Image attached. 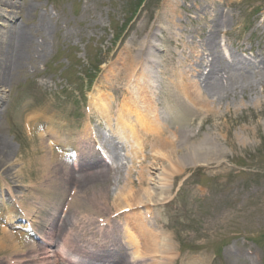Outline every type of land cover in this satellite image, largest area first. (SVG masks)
<instances>
[{"label":"rangeland","instance_id":"374dc122","mask_svg":"<svg viewBox=\"0 0 264 264\" xmlns=\"http://www.w3.org/2000/svg\"><path fill=\"white\" fill-rule=\"evenodd\" d=\"M171 1L177 6L176 26L168 23L171 15L165 16ZM10 2L15 4L14 23L31 36L35 47L29 49L30 54L12 74L9 85L0 86V138L11 146V160L5 167L9 171L0 170V217H5L6 208H10L5 193L9 186L13 188L14 196L26 193L23 199L26 207L34 203L32 196H39L44 188L41 165L33 160L47 152L46 147L41 150L38 146L37 130L43 126L42 118L30 127L32 136L25 129V121L34 111L37 114L44 112L45 118L51 117L52 127L62 135V140L76 141L82 147L84 142L74 135H84L83 129L88 123L96 139L112 154L107 181L92 183L88 192L77 191L84 199L68 208L72 221L78 220L75 213L84 211V204L92 201V197L103 195L104 199L112 200L120 188L128 186L130 179L131 183L132 180L138 182L137 172L142 161L131 159L136 145L127 147L124 141L113 137L115 129L108 127L106 119L97 117L91 108L89 112L84 108L87 105L88 110L89 102L96 100L98 103L100 96H108L111 101L109 113L116 120L122 97L115 89L125 82V91H129L135 88L132 80H141L149 73L139 58L142 52L137 56L139 47L146 42L165 50V61L161 65L188 61L186 69L198 62L209 36L226 55L250 63L253 54L264 56V0ZM139 7L141 9L136 13ZM217 9L219 14L227 15L226 28L218 36L211 28V19ZM135 13L133 21L128 23ZM164 22L168 24V31H163L166 28ZM8 25L6 18L0 20V33ZM128 57L132 62L130 80L115 78L114 68L118 69ZM204 59L207 62L211 58ZM251 67L244 69L249 85L247 91L229 94L220 102L219 111L193 118L190 113L174 108L162 85L138 83L144 94L137 105L147 108L148 118L154 115L161 118V125L170 136L178 138L180 134L175 131L178 128L179 133L182 130L191 133V143L202 139L213 143L221 159L178 169L170 179L168 184H173L170 201L159 206L156 217L159 225H165L164 234H153L154 244L162 237L170 239L172 248L163 255L165 258L154 253V246L147 248L148 245L135 240L136 245L131 250L126 242L137 234H125L123 227L118 226V238L130 249L129 255L116 252L120 254V261L144 264L147 262L145 257L149 256L148 264H264V80L254 76L256 65ZM88 72L94 76L89 87ZM237 76L235 73L234 83L241 81ZM123 95L129 97L126 92ZM144 153L148 154L149 148ZM151 162L155 163V159L146 160L142 166L147 172L154 171L151 175H155ZM17 170L20 173L17 174ZM135 182V189L143 188ZM30 185L35 189L31 190ZM49 203L52 215L58 217L62 204L53 205L52 198ZM99 208L104 215L115 211L113 207L104 210L100 204ZM63 215L61 213V219L66 216ZM137 219L138 210L127 219L128 231L133 233ZM59 221H55L59 225L57 231L60 234L71 232V235L66 234L72 242L76 231ZM145 252L146 256L143 255ZM9 258L12 260L8 261ZM18 258L10 250L0 251V264H14Z\"/></svg>","mask_w":264,"mask_h":264},{"label":"bare ground","instance_id":"6f19581e","mask_svg":"<svg viewBox=\"0 0 264 264\" xmlns=\"http://www.w3.org/2000/svg\"><path fill=\"white\" fill-rule=\"evenodd\" d=\"M169 3L171 5L165 10V16L171 15L172 19L168 23L171 26L172 24L176 26L177 22L174 21H176V17H178L175 13L177 6H174L175 3H173V1ZM223 6L226 5L223 4ZM23 9H25V7H23ZM2 10H5V12H2ZM14 10L15 4L10 2V0H0V20L6 18L7 22H9L6 30L0 33V86L2 87L9 85L12 74L17 71L18 67L21 66L25 58L30 54L28 52L29 49L35 47V42L31 36L24 29L18 27L17 24L14 23L16 13ZM167 19L168 18L165 20ZM211 23L213 25L211 28L213 29L214 34L218 36L220 31L226 28L227 15L224 13L219 14L217 9L214 11ZM164 24L166 28H163V31H165V29L168 31L169 28L166 26L168 24L165 22ZM175 36H177V33H175ZM208 39L207 45L205 46L203 44L205 49L202 48V56L211 59L207 63H204L199 58L198 62L188 69H186V63L188 61L174 62L167 66L161 65V62L165 61V50L156 45L146 42L143 46L139 47L137 56L139 57V52H142V57L139 58L142 60V66H144L149 73H146L141 80H132V82L135 83V88H130L129 91H125V82L121 83L122 85L115 89L118 96L122 97V104L120 107L118 106V110H116V120L112 119L110 116L111 101L108 96H100L98 103H96V100L91 103L89 102V109L91 108L93 114L97 117L106 119L108 127L115 129L112 131L113 136L124 141L129 147L136 145L135 154H132V158H130L134 159V161L138 159L139 162L143 160L140 162L139 170L137 172L138 182L132 180L131 183L130 179L128 182L130 188L128 186L120 188L119 192L114 198H112V200L107 198L104 199V196L101 195L102 197H92V201H88L84 204H88L96 209H99L100 204L104 210L113 207L115 211L112 212V214L120 211L119 213L121 215L117 219L121 218V221L124 220L125 222H127V219L134 210L145 207L146 212H148V217H145L144 221L141 218V214H139V219H137L138 225L134 227L133 233L128 231V228L126 227L127 223L124 224L125 234H137L136 236L132 235L133 237L130 235L131 238L126 242L131 250H133L132 248L136 245L135 241L138 243L142 242L148 245L147 248L154 246V253H158L160 257L165 258L163 255H166L167 252L170 251L168 249L172 248L171 241L168 237H162L156 244H154L153 234H164L163 230L165 229V225L162 223L159 225L156 217L159 214V206H164L170 201V192L173 185L171 183L168 184L170 179L175 175V172L178 169L182 170L189 167L204 165L206 162H218L221 159L217 155L218 152L212 142V144H210L207 143V140L202 139L201 141L191 143L190 139L193 137L191 133L187 130H182L179 133L178 128L175 129L176 133L180 134L178 135V138L176 135L170 136L167 134L166 128L161 125V118H157L156 115L148 118L146 112L147 108L139 107L137 105L141 102V96L144 94V91L139 88L138 83L144 82L145 86L146 84L162 85L168 101L173 103L174 108H176L177 111H185V114L190 113L192 118L195 116L211 114L216 110L219 111L220 108L218 106L220 102L224 100V98L227 99L229 94L237 95L238 91L243 93L249 89V85L246 82L248 79L243 73L244 69H247L245 63L234 55L230 54L227 56L215 40L211 39L210 36ZM253 59L256 61L254 62L259 69L258 76H254L258 77L260 80H264V56H256V54H253ZM131 69L132 62L130 57H128L124 64L119 66L118 69L114 68L115 78L117 77L118 79V77H120L123 81H129V75L132 74V72H130L132 71ZM151 69L157 70V72H151ZM206 69L207 73L205 75L202 74L201 71H205ZM123 70L126 71V74ZM235 73L238 74L237 77L240 78V83L233 82ZM193 79H197V81H193ZM124 92H126L129 97L123 95ZM135 98H137V100H135ZM126 107L128 108L126 109ZM168 109L170 111V108ZM43 114L45 113L42 112L41 114H37V112L34 111L32 115L26 119L25 129L27 130L28 135L32 136L30 127L35 125L34 121L42 118L43 126L39 127L37 130L38 146L41 147V150L46 147L47 152L41 157H34L33 160L41 165V174L43 176L41 185L44 187L42 190L46 194L45 200H49L52 196H61L63 193L64 196L71 190L70 188H72L74 184H77L76 188L78 192L84 193L88 192L90 186L94 182L105 183L110 173V167L108 165L103 167L98 161L97 154V156L93 154L91 155V161L80 163L77 172H75V169L71 168V166L68 168L67 165H70L69 155L73 151L80 152L82 150L81 146L79 143H76V141L69 142L62 140V135L52 127L53 121L51 120V117L45 118V115ZM179 120L182 125L181 118H179ZM178 124L179 122L177 121L176 125ZM88 131L89 127L88 123H86V127H84V135H81L79 140H83L84 142L86 136L90 135ZM46 136H48V138H45ZM187 139L189 141L186 143ZM52 146L56 148L61 147L59 149L60 152H56ZM146 148H149L148 154L144 153ZM10 151V144L0 138V170L3 169L4 171H9V169L7 170L5 167L11 160ZM89 151H92L90 147ZM131 151L132 149H130V152ZM83 158L87 157H85L84 154L79 153L76 160L80 161V159ZM66 159H68V161ZM148 159H155V163L151 162L153 166L152 170H156L155 175H151L154 171L147 172L142 166L143 162ZM188 161L194 162L187 163ZM16 172L17 174L20 173L19 170ZM89 180H92L93 182ZM134 182L135 185H142L143 188L140 190L135 189L133 185ZM29 188L32 189L34 187L30 185ZM8 189L10 190L9 193H12L13 188L9 186ZM81 199H84V197L78 199L76 203L78 204ZM13 201L16 202V204H19L15 199ZM41 205H43V202L39 201L36 206H33V211L29 208L30 215L25 214L24 211V214H20L18 211L15 213L14 210L10 213L12 216L5 215V221L3 222L4 226L0 227V251L10 250L15 257L30 255L34 251L36 253L34 258L38 256V253L43 252L34 248L35 246L33 245V242L26 239L27 237L25 235L23 237L22 235H17L6 230L7 226L12 225V223L19 224L23 221L30 222V219L36 224L32 227L37 226L38 229H42L44 223L41 218L43 206L45 207V205L49 204H44L42 207ZM150 207L155 209L157 215ZM85 211L87 210H84L83 212ZM123 213L130 214L127 215ZM98 217L106 218L107 216ZM36 218L39 219L38 222ZM72 220L73 219L67 215L64 217L63 224L67 227H75V229L83 236L86 235L84 232L87 230L95 229H87L86 224L80 220ZM54 227H57V225L51 226L52 229ZM33 231L34 229L27 231L28 235L31 233V235L37 236ZM103 234H106L105 239H101V241L104 244H108L107 234L112 233L103 229ZM114 241H116V239ZM126 247L124 248L126 249ZM145 254H147V252L143 253V255ZM148 257L149 256L145 257L147 262L144 264H148L150 261ZM25 258L30 259L31 257ZM24 264L34 263L31 260H25ZM99 264L110 263L103 261V263ZM126 264H131V262H127Z\"/></svg>","mask_w":264,"mask_h":264}]
</instances>
